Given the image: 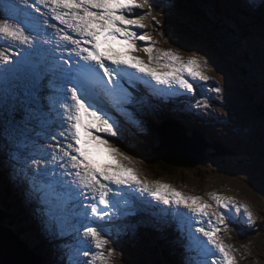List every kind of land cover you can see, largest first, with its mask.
I'll list each match as a JSON object with an SVG mask.
<instances>
[{
  "label": "snow or ice",
  "instance_id": "1",
  "mask_svg": "<svg viewBox=\"0 0 264 264\" xmlns=\"http://www.w3.org/2000/svg\"><path fill=\"white\" fill-rule=\"evenodd\" d=\"M0 3L8 10L0 13V40L5 41L0 47V138L16 149L9 152L13 161L26 165L38 152L50 155L54 167L63 169L59 176L67 179L57 178L54 167L29 175L26 168L13 165L27 178L47 233L61 237L73 218H80L72 229L82 239L75 247L66 246V264H113L117 250L107 247L113 243V221L139 214L170 216L181 234L187 228L202 257L196 264H239L238 250L225 237L231 238L233 211L237 217L242 213L249 226L255 223L246 204L216 192L205 200L170 184L142 179L131 166L133 157L105 138H120V131L101 96L124 113L126 104L148 102L139 85L157 97L193 94L194 82L206 84L210 79L209 61L196 52L185 59L179 50L156 48L149 33L136 31L147 27L149 18L160 23L153 0H22V8L10 0ZM145 8L144 13L135 11ZM141 41L143 46L138 45ZM124 50L143 52L147 61L124 58ZM211 91L219 94L221 89ZM196 106L208 108L210 102L205 97ZM40 136L56 141L54 147L48 145L51 153L35 139ZM29 148L34 151L22 157L20 150ZM101 152L110 159L97 160ZM193 217L194 232L203 241L192 232ZM129 227L125 224L118 231ZM80 255L88 259L81 261Z\"/></svg>",
  "mask_w": 264,
  "mask_h": 264
},
{
  "label": "rangeland",
  "instance_id": "2",
  "mask_svg": "<svg viewBox=\"0 0 264 264\" xmlns=\"http://www.w3.org/2000/svg\"><path fill=\"white\" fill-rule=\"evenodd\" d=\"M159 10L162 11L160 7ZM167 13H169V11L166 12V15H168ZM207 13L212 15L208 11ZM161 16L165 17L163 13L161 14ZM225 22L227 21L225 20ZM234 35H236L235 39H233L235 42H231V41L230 42L238 46L236 47V49L238 50V54H241L244 56V58H246V51L247 53L248 51L250 52L254 51L258 55L256 58L257 64H254L255 67L253 68V72H254L253 76L255 78L254 79L255 83H257V85L259 86L258 91L264 95V62H261V57L264 55V46L261 43H258V41H256L257 39L254 36V34H250L249 37L247 38L246 46L240 47L238 43V39L241 41V36L238 33H235ZM166 37H167L166 40H168L169 36ZM191 42L194 46L185 47V46H181V43H177V45L174 44L170 47L178 49L179 46H181L182 48L181 51L183 50V52H190L188 54H191L192 52H196L198 55L205 57L209 61V66L211 68V71L208 72V75L211 78L210 81L216 83L217 85L212 87H219L221 91L219 94H217L211 91L210 88L212 87L210 88L206 87L208 94L211 96L205 95V97H207L208 101L210 102V107H208L209 109L204 110L205 116L209 115L210 110L216 109V113H218L223 119V121L227 122L229 125L224 130H219V127H216V131H220L224 137L230 140L233 139L232 127L235 129L236 132H240L241 135L240 139L242 138L241 141H246L252 146L249 153L251 154V157H247L246 159H241L231 154L230 155H222V153L217 154L215 150L213 152L210 146L202 152V159H203L202 162H200L199 164L193 167H187V168L177 167V172L174 174L175 176L173 177L172 174L169 173L164 174L163 176H168V177L171 176L172 178H174L173 181L164 182V183L170 184L175 188L176 186L175 183L178 184L180 182L185 181L186 184L189 186V188H191L190 190L186 191L188 194H193L195 191H198V193L202 192L203 194H205L204 187L209 185V183L218 182L220 184V188L222 187L225 188L226 183L228 184L229 182H232L234 179H237L240 176H249L251 177L252 180L256 181L260 185V186L257 185L255 186L258 187L260 191L263 192L264 195V119H260L259 121H257L259 123L254 125L249 115H247V117H244V115L239 114L238 111L240 110H243V113L245 114L248 109V106L249 107L251 106V101H252L250 100V98L246 97L245 95H242V93L240 95L236 93L235 90L241 87L240 79L238 78L237 80L236 77H231L228 75L227 68L229 67V64L227 63V61L222 60L223 58H221L219 62L209 52L203 49V47L200 46L198 43H194L193 40ZM242 43L245 45V42ZM232 91L237 98L233 97ZM210 97H212V99H210ZM192 107L193 106L191 105V103H189V101L185 105L186 110L187 109L191 110ZM230 124H232L231 125L232 127L230 126ZM158 127L159 126H155V129L157 130ZM146 130H147V135L153 139V137H151L153 135V131L148 127H146ZM205 132L208 134L210 138H216L213 132H209V131H205ZM192 135L193 134H188L187 136L191 137ZM244 150L246 152L249 151L247 147H244ZM155 153H157V151H155ZM0 154H2L1 151ZM155 157L159 158V156L157 155ZM138 158L139 157L133 158L135 162L133 167H135L139 171V173L142 174L141 175L142 179L144 178L143 176L144 174H146V177L151 176L147 169L149 162L145 158H139V159ZM124 163L127 164L126 161H124ZM212 167H214V171L211 170ZM156 177L162 178V176H156ZM17 179H21L22 182L27 181V178L24 175ZM206 182L207 184H205ZM243 183L247 184L246 177L239 180L237 192H242L244 190L248 198H251L252 196H255V194H257L256 193L257 190L253 188L251 189V187L248 185L247 187H245ZM226 193L227 191L224 190L223 194ZM262 200H263L262 203H264L263 197ZM259 218L262 224V233H261L262 238L259 239L257 238L254 247V253L255 255L258 254V260H259L258 264H264V217H259ZM37 230L42 232L43 235L47 236V238L51 240L54 239L52 235H50L44 230L42 224H38ZM35 234H36V241H38L41 238V235L37 233V231H35ZM2 237L8 238V234L4 232H0V249H1ZM57 241L52 242L50 249L45 247L44 249L41 250V254L47 260V262H49L51 258L54 259L57 256V254L54 253L55 244ZM2 247H4L3 244ZM116 250L118 255L119 248H116ZM121 254L124 253H121V249H120L119 255ZM119 255L117 258L119 262L123 264L122 261L123 257H120ZM136 257H138L137 254ZM1 261L10 264L6 256H3V259ZM142 261L143 260H141V262ZM113 264H115V261H113Z\"/></svg>",
  "mask_w": 264,
  "mask_h": 264
},
{
  "label": "trees",
  "instance_id": "3",
  "mask_svg": "<svg viewBox=\"0 0 264 264\" xmlns=\"http://www.w3.org/2000/svg\"><path fill=\"white\" fill-rule=\"evenodd\" d=\"M183 1H185V4L181 5L183 6L181 10L184 13H187L186 9H188L189 13L193 15V22L196 20L193 25L191 24L193 28V34L191 37L193 40L197 41L203 49L209 52L218 61L221 60V58L227 61L230 67L227 68L228 75L236 77L237 80L239 78L241 81L242 86L240 87L239 92L250 98V100H252L251 102L255 104V109L251 110L249 108L248 113L252 118L264 119V95L258 91L259 86L255 83V78L253 76V68L255 67L254 64H257L256 58L258 55L254 51H248V53L246 51V58H244L243 55L238 54V50L236 49L238 46L231 43L235 42L233 39H235L236 35L234 34L238 33L241 36V41L238 39V43L240 47H244L246 46L249 35L243 31V28L238 22L226 23L224 20H221L220 15L223 14L221 10L215 8L213 10L212 8L210 11L209 6L212 4L211 0H181L180 2L183 3ZM207 11L212 15L208 14ZM194 15H198L197 17L199 18H195ZM183 41L187 44L190 42L188 38H184ZM242 42H245V45ZM262 57L261 62L264 61V58ZM150 144L151 145L148 147L141 148L142 150L138 152L142 158H145L149 162V165L147 166L148 171L156 176H162V178L170 179L175 176L174 174L177 172V167L171 163L165 162L161 158L155 157L156 153L154 149H156L158 143L156 144L155 142H152ZM166 173L172 174V177L163 176ZM0 181L1 183H6L2 178ZM11 184L14 183L12 182ZM32 207L33 206L29 208L27 207V210L30 209L28 212L29 214L33 212ZM33 236L36 241V234L34 233ZM37 243H41V250L46 247L41 239H39ZM179 246L180 244L177 245V254ZM137 262L138 260L133 258L130 264H137Z\"/></svg>",
  "mask_w": 264,
  "mask_h": 264
},
{
  "label": "bare ground",
  "instance_id": "4",
  "mask_svg": "<svg viewBox=\"0 0 264 264\" xmlns=\"http://www.w3.org/2000/svg\"><path fill=\"white\" fill-rule=\"evenodd\" d=\"M5 2H7V0H5ZM10 2L11 3H13V4H15L16 6H18V7H23V3H22V0H10ZM156 3H154V5H155ZM0 5H2V6H5V4L4 3H1ZM36 7H38V8H40L41 10H43V11H46L44 8H42L41 6H39V5H36ZM226 7H228L226 10H227V12H228V15L226 16L227 17V19H232V20H235L236 19V17L235 16H233L232 15V9H231V6H230V4H228V6H226ZM153 10H156L155 9V7H154V9ZM145 11L147 12L148 11V9L147 8H145ZM38 17H39V19H41V20H43L44 19V17L43 16H41L40 14H36ZM49 32H51L52 30H48ZM185 44H187V43H185ZM183 94H181V95H179V96H172L173 98H179L180 96H182ZM191 105H192V103H191ZM210 114V117H212V118H220L221 116L219 115V114H217L216 113V109H213V110H211L210 112H209ZM19 118V117H18ZM219 128H221V127H219ZM31 135H33L34 136V134H31ZM215 136L217 137V138H219V135H217V134H215ZM37 137H35V139H36ZM178 138H180V135H177L176 136V139H178ZM44 145V144H43ZM221 147H223V148H226V149H232V147L233 146H230V145H227V146H221ZM43 150H44V152H48V153H51V152H49L48 151V149H47V146L45 145L44 147H43ZM0 151H1V153H3L4 151H5V149H4V147H3V145L1 144V142H0ZM223 151H226V150H223ZM38 153V152H37ZM4 154L5 155H7V152H4ZM37 156H40V154L38 153V155ZM46 157V156H45ZM46 160H48V158H45ZM43 161H44V159H42ZM132 166H134L133 164H132ZM34 169V168H33ZM31 171H33V173H34V170H31ZM0 173L1 174H3V175H5L6 177H7V179L9 180V183L11 184L12 182L13 183H18L21 187H22V191H23V193L26 195V197L27 198H31V194H30V190H29V185H28V180L27 181H24V182H22L21 181V179H17V178H20V177H22L24 174H23V172H19V173H17L16 171L15 172H13V173H5V172H3V171H0ZM244 184V186L245 187H247V184L246 183H243ZM178 186H181V183H179L178 184ZM219 186H217L215 189H214V192H216V193H218V194H221L222 192L221 191H219ZM3 190H8V189H6V184L5 183H1V181H0V191H1V193H4V192H6V191H4V192H2ZM226 191L227 192H229V193H231V194H234V186L231 184V183H228L227 185H226ZM33 209V208H32ZM30 211V209L29 210H27V213ZM8 213H9V215L11 216V218H12V220L11 219H8L9 221H13L15 224H17V226L19 227V229L22 231V232H24V233H26V234H29V235H25L24 236V238H25V240H26V242L29 244V246L33 249V250H35V251H38V253H39V257H40V259H41V262H42V264H48V262H47V260L42 256V254H41V243H37V241H35V238H34V233H35V231L37 230V227H38V224H41V223H39V222H37L35 219H33L32 218V215L30 214V216H27V220L28 221H23V220H20L19 218H17L16 216H14L15 215V213H21L22 211L21 210H18L17 212L15 211V209L14 208H12L11 210H8L7 211ZM31 213H33V212H31ZM30 217V218H29ZM79 217H75L74 219H73V222H75L77 219H78ZM138 221H140V219H138ZM145 226H146V224H144ZM1 226L3 227V228H5V229H7V230H9L18 240H19V238L15 235V233L12 231V230H10V229H8V228H6L4 225H3V222L1 221ZM41 227V226H40ZM35 228H36V230H35ZM147 230L149 231V228L147 227ZM0 232H2L1 230H0ZM4 233H7V232H4ZM37 233H39L40 235H41V240L43 241V244L47 247V248H49L50 249V247H51V244H52V242L53 241H57V239H58V241L56 242V244H55V249H54V253H56L57 254V256L56 257H58L59 255H61L63 252H67L68 251V247H66V246H72V247H75V245L72 243V238L71 237H66V236H61V237H57V238H55L54 236V239H49V238H47V236H45V235H43V233L42 232H40L39 230H37ZM30 234H31V236H30ZM199 240H201V241H203L200 237H199ZM20 241V240H19ZM233 241H234V243H235V238L233 237ZM21 242V241H20ZM1 243L3 244V246L4 247H9L10 246V250H12V251H15L16 252V247H14L15 245H16V242L13 240V239H11L9 236H8V238H4V237H2V239H1ZM22 243V242H21ZM23 245H25L24 243H22ZM173 245L175 246V249H177V245H176V243H174L173 242ZM25 247H26V245H25ZM45 248V247H44ZM26 249L28 250V248L26 247ZM29 252H31L30 250H28ZM57 251V252H56ZM121 253H124V252H121ZM146 254L149 256V258L151 257L152 259H154L155 261H157L158 262V260L160 261V262H162L163 261V258L160 256L159 258H158V256L156 257V254L155 253H152L151 254V256H150V254H149V252H146ZM120 257H123V259H122V261H123V264H127L128 262H129V260H128V257L126 256V254L124 253V254H121V256ZM8 258V257H7ZM79 259L81 260V261H86L85 259H83L81 256H79ZM86 259H88V258H86ZM198 259H202V257H200V255H199V257H198ZM210 259V258H209ZM9 260V259H8ZM12 261H15L16 259H11ZM12 261H10L9 260V262H10V264H13V262ZM3 264H9V263H6V262H4V261H1ZM99 262V261H98ZM65 263V262H64ZM181 262L180 261H174L172 264H180ZM119 264H121V263H119Z\"/></svg>",
  "mask_w": 264,
  "mask_h": 264
},
{
  "label": "water",
  "instance_id": "5",
  "mask_svg": "<svg viewBox=\"0 0 264 264\" xmlns=\"http://www.w3.org/2000/svg\"><path fill=\"white\" fill-rule=\"evenodd\" d=\"M191 17L193 15H190ZM195 16V15H194ZM195 18H198L195 16ZM225 60V59H223ZM226 61V60H225ZM242 86V84H241ZM240 87L236 90L238 95ZM248 108L255 109V104L251 102V106ZM160 143L161 147L157 150L156 155L167 163H171L175 167H193L200 162H202V152L208 148L200 136H195L193 138H186L183 131L174 125H166L159 128ZM180 135V138L176 139V136ZM2 215H0V230L2 232H7L8 236L16 242V252L10 250L7 247H2L0 249V264H3L1 260L3 256L11 259H16L12 261L13 264H41L38 258L29 252L25 245H23L9 230L1 226ZM4 252V253H3Z\"/></svg>",
  "mask_w": 264,
  "mask_h": 264
}]
</instances>
